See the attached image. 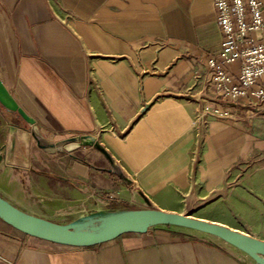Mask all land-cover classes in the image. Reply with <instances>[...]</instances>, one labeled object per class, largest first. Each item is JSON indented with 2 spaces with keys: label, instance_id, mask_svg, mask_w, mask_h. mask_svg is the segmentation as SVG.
I'll return each mask as SVG.
<instances>
[{
  "label": "crops",
  "instance_id": "obj_1",
  "mask_svg": "<svg viewBox=\"0 0 264 264\" xmlns=\"http://www.w3.org/2000/svg\"><path fill=\"white\" fill-rule=\"evenodd\" d=\"M216 13L215 0H0V78L18 103L52 138L96 134L132 178L78 157L93 149L107 161L84 146L47 154L60 155L55 170L69 178L51 184L1 162L0 195L61 223H77L63 209L101 196L120 213L161 208L264 241V102L215 91L207 59L223 40ZM229 69L238 75V64ZM0 131L1 150L5 120ZM183 228L156 223L69 246L0 218V264H261Z\"/></svg>",
  "mask_w": 264,
  "mask_h": 264
},
{
  "label": "water",
  "instance_id": "obj_2",
  "mask_svg": "<svg viewBox=\"0 0 264 264\" xmlns=\"http://www.w3.org/2000/svg\"><path fill=\"white\" fill-rule=\"evenodd\" d=\"M0 113L7 123L5 143L0 150V163L19 168L22 171H34L61 180L68 177L45 171L37 163L44 161L43 154L68 153L92 146L105 156L107 168L127 184H132L110 150L96 134L79 133L60 139H52L40 127L36 118L29 114L14 97L13 90L7 88L0 78ZM83 190L92 195L90 187ZM0 218L15 228L62 245L90 246L112 240L125 232H145L149 226L164 223L196 229L217 235L234 246L253 256L264 264V241L229 226L204 220L175 211L161 208L137 209L108 215L92 229H83L78 223L67 224L25 211L0 195Z\"/></svg>",
  "mask_w": 264,
  "mask_h": 264
},
{
  "label": "built area",
  "instance_id": "obj_3",
  "mask_svg": "<svg viewBox=\"0 0 264 264\" xmlns=\"http://www.w3.org/2000/svg\"><path fill=\"white\" fill-rule=\"evenodd\" d=\"M215 6L223 34L219 54L207 59L215 91L234 100L264 102V2L215 0ZM233 63L237 76L229 69Z\"/></svg>",
  "mask_w": 264,
  "mask_h": 264
},
{
  "label": "rangeland",
  "instance_id": "obj_4",
  "mask_svg": "<svg viewBox=\"0 0 264 264\" xmlns=\"http://www.w3.org/2000/svg\"><path fill=\"white\" fill-rule=\"evenodd\" d=\"M3 120H5V119L3 118V116L0 113V125L2 124ZM49 137H51V136H49ZM52 139H57V138L55 137ZM1 140H2V136H1V131H0V142H1ZM75 154L78 155V157L82 156L83 158H86L89 162L94 163V165L97 167H104L105 169H107L110 166L107 161H100L96 157L95 151L93 149H86V150H82V151H77ZM42 156L44 157V161L38 162L37 165L45 171H53V172L58 173L55 170V169H57V166L55 164L58 163V161H59L58 156H60V155L54 156V155L43 154ZM26 172H34V171H26ZM23 176H24V182H26V173H24ZM37 178H39V177H37ZM46 178H48V183H50V184L56 182V179H54V178L47 177V176H46ZM39 179H41V178H39ZM25 190L28 194L32 195V191L29 187L25 186ZM102 199L103 198H101V196H97L96 200L93 198L90 200V205H88L87 207H84V206L75 207L74 206L73 208L63 209V211L64 212L65 211L76 212L74 216L77 218L78 223L82 225L81 228L92 229L102 220V218H104L108 215H115V214H117L120 211L125 209L122 205L116 206L115 205L116 202H114V201H111V200L105 201ZM97 200L100 201V203H98ZM42 209H43L42 212L44 214H47V215L51 214L45 208H42ZM53 219L66 220L64 217H61V216H53ZM173 226L178 227V228H182V227H179L177 225H173ZM183 229H187L188 231L193 230L192 232H203V231H199L196 229H191V228L188 229L186 227Z\"/></svg>",
  "mask_w": 264,
  "mask_h": 264
},
{
  "label": "flooded vegetation",
  "instance_id": "obj_5",
  "mask_svg": "<svg viewBox=\"0 0 264 264\" xmlns=\"http://www.w3.org/2000/svg\"><path fill=\"white\" fill-rule=\"evenodd\" d=\"M21 172V171H20Z\"/></svg>",
  "mask_w": 264,
  "mask_h": 264
}]
</instances>
